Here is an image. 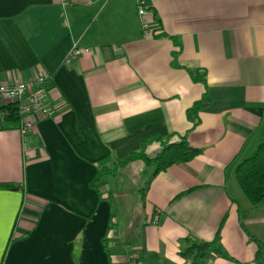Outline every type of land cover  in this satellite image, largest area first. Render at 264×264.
<instances>
[{
	"label": "crops",
	"instance_id": "0c3cea01",
	"mask_svg": "<svg viewBox=\"0 0 264 264\" xmlns=\"http://www.w3.org/2000/svg\"><path fill=\"white\" fill-rule=\"evenodd\" d=\"M147 2L148 37L136 0H0V84L47 74L55 108L22 141L0 101V264H188L180 241L217 232L203 264H255L235 171L264 142V0ZM183 136L187 163L118 165Z\"/></svg>",
	"mask_w": 264,
	"mask_h": 264
},
{
	"label": "trees",
	"instance_id": "16d2710c",
	"mask_svg": "<svg viewBox=\"0 0 264 264\" xmlns=\"http://www.w3.org/2000/svg\"><path fill=\"white\" fill-rule=\"evenodd\" d=\"M195 81L205 83L204 75L199 78L193 77ZM203 100L196 102L189 110H187V117L193 121V126L198 123L197 113L203 108ZM5 122H18L17 109L14 105L9 104L5 107ZM195 116L194 118H192ZM2 128V127H1ZM0 128V129H1ZM146 143L141 144L140 151L130 154L126 159L122 160L120 167H124L128 163L140 160L144 163L147 169H152L151 177L167 170L175 164H184L196 156L200 155L201 150L195 149L187 143L186 136L180 137L178 142L161 144L160 152L154 158H148L144 154ZM102 175L112 173L116 167L109 169L105 168V164H101ZM236 183L244 195L246 200L253 208H260L264 206V142L259 144L253 153L241 162L235 171ZM0 187L7 188L9 185L1 184ZM249 239L256 244V253L254 257L255 264H264V253L262 251L261 243L254 236L248 235ZM184 247H181L179 255L188 261V264H203L208 256H221L223 254L220 246L219 232L216 233L214 239L210 242L201 241L192 237L185 238L180 241Z\"/></svg>",
	"mask_w": 264,
	"mask_h": 264
},
{
	"label": "built area",
	"instance_id": "2783aa9c",
	"mask_svg": "<svg viewBox=\"0 0 264 264\" xmlns=\"http://www.w3.org/2000/svg\"><path fill=\"white\" fill-rule=\"evenodd\" d=\"M62 7L75 4H91L92 0H56ZM137 11L140 17V25L144 36L148 37L151 32V21L147 17V0H136ZM84 53H89L88 49L73 47L67 62L71 58L79 57ZM50 76L43 74L36 79L27 82H17L12 84H0V101L12 104L16 107L19 120V134L24 141L32 130L30 116L38 115L41 118H50L55 114V108L49 97L48 84Z\"/></svg>",
	"mask_w": 264,
	"mask_h": 264
},
{
	"label": "rangeland",
	"instance_id": "374dc122",
	"mask_svg": "<svg viewBox=\"0 0 264 264\" xmlns=\"http://www.w3.org/2000/svg\"><path fill=\"white\" fill-rule=\"evenodd\" d=\"M262 210L264 211V209H262V207H261L260 209L257 210V213H258V214H261V213L263 212ZM242 216H243V217H247V213L245 212L244 209H243V211H242ZM242 228H243L242 230L244 231V232H243V231H242V232L244 233V235L246 234V237H247L248 235H250V236L255 235V234H251L250 230L247 231L244 227H242ZM257 231H258V233H259L258 236H257L259 239H258V238H257V239H258L259 242L261 243L262 251H263V253H264V226H263V229H258ZM249 233H250V234H249ZM255 236H256V235H255Z\"/></svg>",
	"mask_w": 264,
	"mask_h": 264
}]
</instances>
